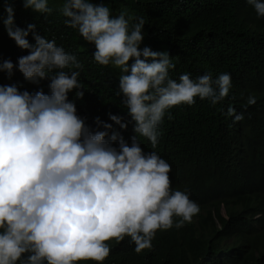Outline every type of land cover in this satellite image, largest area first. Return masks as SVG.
<instances>
[{"label": "clouds", "instance_id": "obj_1", "mask_svg": "<svg viewBox=\"0 0 264 264\" xmlns=\"http://www.w3.org/2000/svg\"><path fill=\"white\" fill-rule=\"evenodd\" d=\"M245 3L264 18V0ZM22 7L44 16L52 11L48 0H22ZM58 12L81 41L94 46L91 56L98 65L119 70L117 95L135 135L125 141L99 117L93 123L103 130H90L69 99V93L83 96L78 79L82 64L38 34L36 25L16 26L13 5L4 0L0 23L27 53L17 58L16 71L32 84L49 82L47 94L19 90L16 83L0 85V264H102L110 251L106 241L128 237L139 253L151 249L157 230L190 223L199 206L187 189L170 187V165L156 151L142 150L137 135L154 149L159 126L166 115L171 119L169 109L191 106L196 99L215 106L233 92L226 72L171 78L174 65L167 50L141 47L142 17L130 26L123 12L111 15L108 6L90 0H63ZM243 17L250 18L240 16L235 27ZM13 68L8 59L0 62L6 78ZM255 103L249 93L242 107ZM224 115L233 124L244 119L232 106ZM107 117L125 129L118 115ZM221 212L226 217L242 210L228 201ZM263 219V212L248 216L257 228ZM217 227H222L219 222Z\"/></svg>", "mask_w": 264, "mask_h": 264}, {"label": "trees", "instance_id": "obj_2", "mask_svg": "<svg viewBox=\"0 0 264 264\" xmlns=\"http://www.w3.org/2000/svg\"><path fill=\"white\" fill-rule=\"evenodd\" d=\"M62 2L51 0L54 5L48 6L52 11L44 16L24 9L22 0H9L16 26L36 25L38 34L54 40L82 64L78 79L83 96L76 99L69 93V99L90 130H103L93 123L99 117L112 125L109 132L115 130L128 141L135 133L117 95L118 79L108 74L109 66H100L92 59L94 46L81 41L77 31L65 25V18L58 12ZM90 2L108 6L111 15L123 12L130 26L142 17L141 47L167 50L174 65L169 71L171 78L176 79L181 73L195 78L206 72H226L233 90L215 106L196 99L191 106L169 109L171 119L166 115L159 126L160 136L154 149L137 135L142 150L156 151L170 165V187L187 189L199 211L190 223L179 228L157 230L151 249L139 253L133 250L128 237L119 242L106 241L110 251L102 264H264V219L262 228L248 222L250 213H264V18H257L245 0ZM3 4L4 0H0V16ZM243 15L250 18L243 17V24L235 27L237 18ZM27 39L33 42L31 33ZM25 54L26 50L16 47L7 37L0 23V62L8 59L14 65L10 78L0 72V85L16 83L19 90H41L47 94V78L32 84L16 71L17 58ZM249 93L255 95L256 103L244 108ZM228 106L237 113L243 112L244 119L233 124L232 118L224 115ZM109 113L118 115L126 123L125 129L108 120ZM228 201L236 203L241 214L230 212L224 217L221 207ZM176 219L179 218H174V222ZM217 222L222 227L218 228Z\"/></svg>", "mask_w": 264, "mask_h": 264}, {"label": "rangeland", "instance_id": "obj_3", "mask_svg": "<svg viewBox=\"0 0 264 264\" xmlns=\"http://www.w3.org/2000/svg\"><path fill=\"white\" fill-rule=\"evenodd\" d=\"M48 4H50L51 6L54 5V4H53V5L51 4V0H48ZM108 74H109L110 76H113V77L117 78V79H118V77H119V75H120L119 70H118V69H114V68H112L111 66H109Z\"/></svg>", "mask_w": 264, "mask_h": 264}, {"label": "bare ground", "instance_id": "obj_4", "mask_svg": "<svg viewBox=\"0 0 264 264\" xmlns=\"http://www.w3.org/2000/svg\"><path fill=\"white\" fill-rule=\"evenodd\" d=\"M246 225V224H245ZM250 227V226H249ZM243 228V227H242ZM243 230V229H242ZM210 234V233H209ZM237 234V233H236ZM247 234V233H246ZM189 250V249H188ZM194 250V249H193ZM197 255V254H196ZM215 255V254H214ZM237 255V254H236ZM199 256V255H198Z\"/></svg>", "mask_w": 264, "mask_h": 264}]
</instances>
